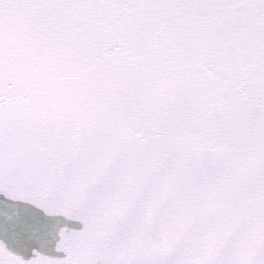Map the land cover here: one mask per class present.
Here are the masks:
<instances>
[{"label": "snow or ice", "instance_id": "obj_1", "mask_svg": "<svg viewBox=\"0 0 264 264\" xmlns=\"http://www.w3.org/2000/svg\"><path fill=\"white\" fill-rule=\"evenodd\" d=\"M0 264H264V0H0Z\"/></svg>", "mask_w": 264, "mask_h": 264}]
</instances>
